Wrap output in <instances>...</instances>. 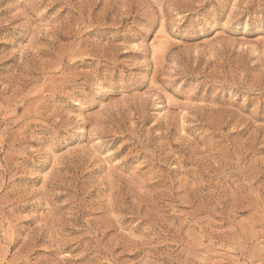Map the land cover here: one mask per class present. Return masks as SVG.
I'll use <instances>...</instances> for the list:
<instances>
[{
  "label": "rangeland",
  "instance_id": "rangeland-1",
  "mask_svg": "<svg viewBox=\"0 0 264 264\" xmlns=\"http://www.w3.org/2000/svg\"><path fill=\"white\" fill-rule=\"evenodd\" d=\"M0 264H264V0H0Z\"/></svg>",
  "mask_w": 264,
  "mask_h": 264
}]
</instances>
